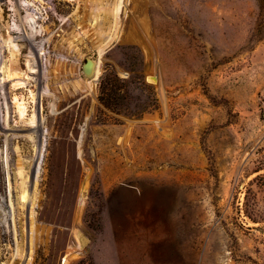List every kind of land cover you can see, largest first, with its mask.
Returning a JSON list of instances; mask_svg holds the SVG:
<instances>
[{
    "label": "rangeland",
    "instance_id": "obj_1",
    "mask_svg": "<svg viewBox=\"0 0 264 264\" xmlns=\"http://www.w3.org/2000/svg\"><path fill=\"white\" fill-rule=\"evenodd\" d=\"M0 264H264V0H0Z\"/></svg>",
    "mask_w": 264,
    "mask_h": 264
},
{
    "label": "bare ground",
    "instance_id": "obj_2",
    "mask_svg": "<svg viewBox=\"0 0 264 264\" xmlns=\"http://www.w3.org/2000/svg\"><path fill=\"white\" fill-rule=\"evenodd\" d=\"M118 4V3H117ZM105 8V7H104ZM119 9V8H118ZM120 9H121V6H120ZM38 31V30H37ZM35 32V31H34ZM5 33H7L6 34V39L4 40V41H6L7 42V44L8 43H10L9 44V46L11 45L12 46V57H14L11 61V64H10V66L7 68V76L6 77H13L14 75H19L20 76V72L23 70L22 69V67H21V64L19 63V61H18V55H19V53L21 52L20 50V48H19V46H17L15 43H12V36H11V34H10V31L9 30H7V32H5ZM35 34H36V32H35ZM35 34H32V35H35ZM37 34H39V32H37ZM36 34V35H37ZM4 35V34H3ZM3 37V36H2ZM31 37V36H30ZM101 37V36H100ZM103 45H105V44H103ZM103 48H104V46L102 47L101 46V51H103ZM39 54V53H38ZM31 55V54H30ZM21 59V58H20ZM28 64H29V67L31 68V70L32 71H35L36 72V70L37 69H35V66L38 64L39 65V59H38V55H36V56H31V58L29 59V61H28ZM37 67V66H36ZM22 72H24V71H22ZM20 73V74H19ZM25 73V72H24ZM98 73H99V65H98V62H97V64H96V66H95V70H94V75H93V80L95 79L96 80V78H97V75H98ZM11 77V78H12ZM24 84V82L23 81H18V82H16L15 83V86H19V87H21L22 85ZM82 86V85H81ZM88 86H89V88H92V87H94V85H93V81H89V83H88ZM87 86V87H88ZM81 89H82V87H81ZM39 106V105H38ZM18 108H19V112H20V114L22 115L23 113H25V106L22 104V103H19L18 104ZM23 116V115H22ZM35 120V119H34ZM43 122V121H42ZM37 125V127H38V130H39V126H40V121H38V123L36 124ZM2 129V128H1ZM37 129V128H36ZM40 132H41V130H40ZM42 139L40 138V141H39V144H38V155H37V159H36V165H37V163L39 162V159L41 158V148H42V146H41V143H42V141H41ZM32 161H34V159L32 160ZM31 161V162H32ZM23 162H22V160H20V162H19V169H22L24 166H23V164H22ZM21 176V175H20ZM29 176V175H28ZM28 176H26V174L23 176V178H22V181H20V189H21V192L23 193L21 196H22V202L24 203L25 201H27V199H30V195H29V180H28ZM21 178V177H20ZM13 194H14V192H13ZM22 203V204H23ZM25 205V204H24ZM34 209V208H33ZM32 216H33V210H32ZM32 218V217H31ZM34 218V217H33ZM32 218V219H33ZM36 234V233H35ZM25 253V252H24ZM22 255V254H21ZM25 255V254H24ZM27 255V254H26ZM20 259V258H19ZM23 259V258H22Z\"/></svg>",
    "mask_w": 264,
    "mask_h": 264
},
{
    "label": "water",
    "instance_id": "obj_3",
    "mask_svg": "<svg viewBox=\"0 0 264 264\" xmlns=\"http://www.w3.org/2000/svg\"><path fill=\"white\" fill-rule=\"evenodd\" d=\"M96 64L97 61H95L94 59H87L86 63L83 65V71L86 76L93 77Z\"/></svg>",
    "mask_w": 264,
    "mask_h": 264
}]
</instances>
